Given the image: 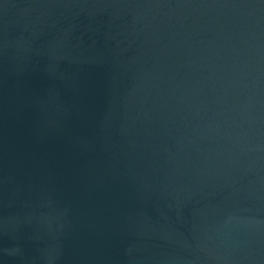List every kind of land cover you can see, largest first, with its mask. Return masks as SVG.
Wrapping results in <instances>:
<instances>
[{
    "label": "water",
    "instance_id": "95a60500",
    "mask_svg": "<svg viewBox=\"0 0 264 264\" xmlns=\"http://www.w3.org/2000/svg\"><path fill=\"white\" fill-rule=\"evenodd\" d=\"M0 264H264V0H0Z\"/></svg>",
    "mask_w": 264,
    "mask_h": 264
}]
</instances>
